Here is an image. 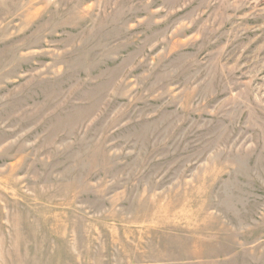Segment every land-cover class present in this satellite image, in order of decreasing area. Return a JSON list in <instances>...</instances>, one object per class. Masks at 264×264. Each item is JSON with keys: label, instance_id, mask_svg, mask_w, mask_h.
<instances>
[{"label": "rangeland", "instance_id": "374dc122", "mask_svg": "<svg viewBox=\"0 0 264 264\" xmlns=\"http://www.w3.org/2000/svg\"><path fill=\"white\" fill-rule=\"evenodd\" d=\"M0 264H264V0H0Z\"/></svg>", "mask_w": 264, "mask_h": 264}]
</instances>
